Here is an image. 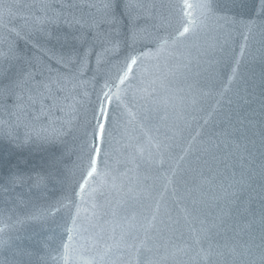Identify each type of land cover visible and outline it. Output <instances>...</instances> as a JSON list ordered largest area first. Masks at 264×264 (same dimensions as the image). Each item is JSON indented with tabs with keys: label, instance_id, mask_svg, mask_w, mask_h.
<instances>
[{
	"label": "water",
	"instance_id": "1",
	"mask_svg": "<svg viewBox=\"0 0 264 264\" xmlns=\"http://www.w3.org/2000/svg\"><path fill=\"white\" fill-rule=\"evenodd\" d=\"M0 264H264V0H0Z\"/></svg>",
	"mask_w": 264,
	"mask_h": 264
},
{
	"label": "snow or ice",
	"instance_id": "2",
	"mask_svg": "<svg viewBox=\"0 0 264 264\" xmlns=\"http://www.w3.org/2000/svg\"><path fill=\"white\" fill-rule=\"evenodd\" d=\"M185 6L187 8L196 7V6H194V5L190 4V3H187V2H186ZM188 15L191 16V12H189ZM190 23H194V22L190 21ZM188 31H189V28L188 27H184L183 31L179 33V36H183ZM166 42L167 41H164L163 43H166ZM137 60H138V57H136V56H132L129 59L125 69L118 76L117 82L114 85V87L116 88V91L113 92L111 96H109L108 93H105V96L108 99H112V97H115L117 100L120 99V96H121V85H123L126 81L129 80L130 74L133 72V66L137 64ZM102 115H106V113L102 112ZM98 128H99L100 133L102 134L103 130H104V124L100 123L98 125ZM95 151L98 153L99 152V148H96ZM95 172H96V160H95V158H93L92 161H91V169L88 171L87 176L85 177V184L87 183L88 177H91L93 175V173H95ZM83 188H84V184H81V190H83ZM71 232H72V230L69 229V240H71V238H72L71 237ZM65 247H67V245H65Z\"/></svg>",
	"mask_w": 264,
	"mask_h": 264
}]
</instances>
